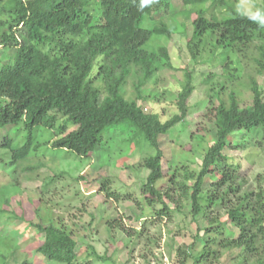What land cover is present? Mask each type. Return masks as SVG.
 I'll return each instance as SVG.
<instances>
[{"label": "trees", "instance_id": "16d2710c", "mask_svg": "<svg viewBox=\"0 0 264 264\" xmlns=\"http://www.w3.org/2000/svg\"><path fill=\"white\" fill-rule=\"evenodd\" d=\"M2 16L0 44L14 52L11 60L0 64V127L22 123L29 131L37 125L54 128L51 146L78 156H90L108 128L123 124L134 129L155 150L141 163L149 171L140 188L149 206L161 205L154 215L171 219L172 209L162 196L178 209L179 200L171 191L181 189L177 195L189 198L192 217L205 221L200 251L191 252L194 243L179 246L175 263L187 264L190 259V264H217L222 249L237 248L244 251V260L264 264V174L255 177L253 188L246 187L241 165L222 152L235 131L264 139V0L252 14L229 0H0ZM191 17L187 39L191 58L197 59L209 46L226 77L239 75V63L252 64L256 75L249 76L247 87L252 98L241 106L235 92L222 84L208 85V100L216 101L211 110L214 140L196 172L184 169L187 174L178 182L171 173L168 188L160 192L155 186L162 177L157 137L184 118L194 87L191 74L185 72L177 93L178 113L164 121L157 113H145L137 99L158 98L143 85L156 70L172 65L165 46L145 45L151 38L169 37L179 26L185 29L182 18ZM128 78L135 81L131 98L124 95ZM32 137L29 132L19 146L3 139L0 159L10 156L7 163L17 164L29 153ZM31 169L23 165L21 173ZM99 187L108 198L129 200V195L110 191L104 182ZM9 218L23 220L13 211ZM228 226L237 229L235 237L226 235ZM35 227L43 234L36 251L44 258L59 264H90L77 261L76 241L69 231L53 223Z\"/></svg>", "mask_w": 264, "mask_h": 264}, {"label": "rangeland", "instance_id": "374dc122", "mask_svg": "<svg viewBox=\"0 0 264 264\" xmlns=\"http://www.w3.org/2000/svg\"><path fill=\"white\" fill-rule=\"evenodd\" d=\"M229 1L240 11L252 14L255 5L262 0ZM192 18H182L185 29L179 26L171 30L169 37H154L145 45L149 49L165 46L172 62L171 67L156 70L143 85L148 91L156 92L158 98L137 99L145 113H157L162 121L178 113L177 93L185 72L191 74L194 87L184 118L157 137L162 177L155 186L160 192L168 188L171 173L178 182L187 174L184 169L196 172L205 148L214 140L211 110L216 101L215 98L208 100V85L222 84L225 90L235 92L241 106L251 103L252 98L247 88L249 76L256 75L252 64L239 63V75L226 77L209 46L197 59L191 58L187 39ZM13 52L14 48H3L0 44V64L9 61ZM256 77L263 82L262 77ZM99 83L95 81L96 85ZM134 83L128 78L124 84V95L128 98L134 97ZM55 130L37 125L29 131L22 123L0 127V143L8 138L11 144L19 146L29 132L33 136L29 153L17 164L7 163L10 156L0 159V264H59L36 251L43 239L36 223H53L69 231L76 241L78 262L162 264L167 259L170 264H176L177 247L187 248L194 243L191 252L200 251L206 236L205 221L201 216L192 217L189 198L177 195L181 189L171 191L179 200L178 209L162 193V200L172 209L171 219L155 216L154 210L161 205L155 203L153 209L143 199L140 188L149 170L141 163L155 150L140 133L123 124L108 128L102 132L101 142L90 156H78L51 146ZM222 152L230 161L241 165L246 187L253 188L255 177L264 174V139L257 133L235 131L227 138ZM26 164L31 166V172L21 173ZM101 182L106 183L110 191L129 195V200L122 197L115 201L106 197L100 190ZM185 182L191 183L190 180ZM262 184L264 187V182ZM203 187L206 188L207 183ZM12 211L23 216V220L9 218ZM237 232L234 226H228L226 235L235 237ZM220 253L217 264H256L254 259L244 260L242 249H222ZM190 263L187 259V264Z\"/></svg>", "mask_w": 264, "mask_h": 264}, {"label": "built area", "instance_id": "2783aa9c", "mask_svg": "<svg viewBox=\"0 0 264 264\" xmlns=\"http://www.w3.org/2000/svg\"><path fill=\"white\" fill-rule=\"evenodd\" d=\"M162 264H170V263H169L168 260L166 259V260H164V261L162 262Z\"/></svg>", "mask_w": 264, "mask_h": 264}]
</instances>
